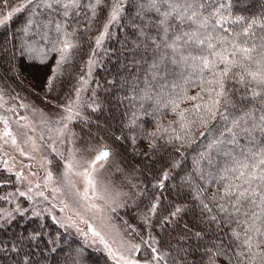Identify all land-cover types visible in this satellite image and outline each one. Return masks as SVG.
<instances>
[{"label":"trees","instance_id":"16d2710c","mask_svg":"<svg viewBox=\"0 0 264 264\" xmlns=\"http://www.w3.org/2000/svg\"><path fill=\"white\" fill-rule=\"evenodd\" d=\"M14 1L25 0H0V12ZM110 3L27 1L0 26L3 88L60 96ZM112 31L87 136L107 135L143 183L166 176L135 204L153 202L147 225L135 221L152 234L142 252L163 264H264V0H125ZM14 178L0 168V191ZM0 264L116 263L48 215L20 212L0 218Z\"/></svg>","mask_w":264,"mask_h":264},{"label":"rangeland","instance_id":"374dc122","mask_svg":"<svg viewBox=\"0 0 264 264\" xmlns=\"http://www.w3.org/2000/svg\"><path fill=\"white\" fill-rule=\"evenodd\" d=\"M23 5L14 1L8 11L0 12V26ZM124 5L125 0H111L83 68L60 96L45 91L31 94L28 87L21 90L27 96L18 90L12 94L0 84V168L15 176L14 187L0 191V218L43 213L84 245L106 252L116 264H163L153 249L142 252L152 234L149 231L144 240L135 224L137 219L147 225L153 202L140 209L135 204L142 190L146 193L156 182L167 185L166 176L143 183L139 165L122 159L107 135L87 136L95 130L96 110L105 91L96 71L103 66L107 40ZM41 51L45 47L34 44L28 53L40 58ZM182 234L173 235L174 241ZM177 242L179 257L187 256L185 242Z\"/></svg>","mask_w":264,"mask_h":264}]
</instances>
